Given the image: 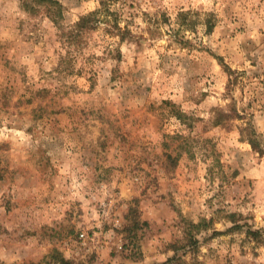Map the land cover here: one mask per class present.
<instances>
[{"label":"rangeland","instance_id":"obj_1","mask_svg":"<svg viewBox=\"0 0 264 264\" xmlns=\"http://www.w3.org/2000/svg\"><path fill=\"white\" fill-rule=\"evenodd\" d=\"M24 1L0 0V264H264V155L213 124L233 97L264 144V0H115L131 37L68 68ZM57 1L69 29L103 0Z\"/></svg>","mask_w":264,"mask_h":264},{"label":"trees","instance_id":"obj_2","mask_svg":"<svg viewBox=\"0 0 264 264\" xmlns=\"http://www.w3.org/2000/svg\"><path fill=\"white\" fill-rule=\"evenodd\" d=\"M115 0H103L100 2V6L85 14L82 15L69 29H65L62 24L61 20L63 19V8L59 1L57 0H26L23 3V8L28 13L36 14L41 8L46 16L52 21L56 27H58L60 31V37L63 40V46L66 49V54L60 56V66H64V68L72 67V63L74 59L71 58L73 55V51L79 52L83 48L84 40L89 36L88 33L100 29L102 27L103 33L107 37H119L120 41H124L127 38L131 37V31L129 30L128 26L125 25L124 27L120 26V19L121 15L111 9V2ZM182 14L178 15V19L180 20ZM182 23L180 25L183 26ZM104 26V27H103ZM149 32V29H148ZM151 35H154L153 32H150ZM181 44L186 45L188 43L185 39H180L179 41ZM72 47V49H70ZM111 47H106L105 50L109 53L117 51V49H109ZM113 50V51H112ZM120 54V53H119ZM224 70L227 74V91L228 94L235 89V87L240 82V72L236 70H232L228 65L222 63ZM64 70V69H63ZM232 103L228 106L227 110H223L221 108H216L214 111V118L213 124L215 126H225L227 122L234 121V120H241L242 124L237 127L238 134L242 141L247 142L251 148L256 151L259 155H264V144L258 139L257 131L253 123L251 122L250 116L244 111H239L234 103L233 97H231ZM232 216V215H231ZM234 222V221H233ZM201 227V222L194 225L191 224V228H194L199 231ZM186 236L188 238V242H195L193 241V237L191 236V229L185 231ZM255 235L253 231L249 230L248 235ZM255 238V237H254ZM256 239V238H255ZM184 248V247H182ZM178 250V248H175ZM53 258V257H52ZM54 259V258H53ZM173 262V259H169L167 264ZM183 262V261H180ZM184 263V262H183ZM53 264H70L61 256L57 257Z\"/></svg>","mask_w":264,"mask_h":264},{"label":"built area","instance_id":"obj_3","mask_svg":"<svg viewBox=\"0 0 264 264\" xmlns=\"http://www.w3.org/2000/svg\"><path fill=\"white\" fill-rule=\"evenodd\" d=\"M85 234L84 233H80V237L84 238Z\"/></svg>","mask_w":264,"mask_h":264}]
</instances>
